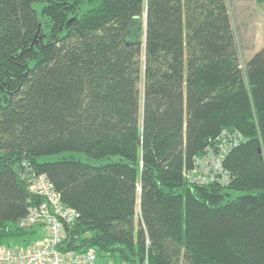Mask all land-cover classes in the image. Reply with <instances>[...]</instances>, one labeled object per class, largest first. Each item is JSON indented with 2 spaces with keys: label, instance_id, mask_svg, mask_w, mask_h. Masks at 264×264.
Here are the masks:
<instances>
[{
  "label": "trees",
  "instance_id": "16d2710c",
  "mask_svg": "<svg viewBox=\"0 0 264 264\" xmlns=\"http://www.w3.org/2000/svg\"><path fill=\"white\" fill-rule=\"evenodd\" d=\"M223 130L230 183H190ZM23 162L80 212L63 251L264 264V46L242 66L228 0H0V243L42 234Z\"/></svg>",
  "mask_w": 264,
  "mask_h": 264
},
{
  "label": "built area",
  "instance_id": "2783aa9c",
  "mask_svg": "<svg viewBox=\"0 0 264 264\" xmlns=\"http://www.w3.org/2000/svg\"><path fill=\"white\" fill-rule=\"evenodd\" d=\"M243 139L239 132L223 130L203 154L194 156L192 165L184 170L185 178L196 184H229L232 175L224 161ZM23 165L28 172L29 189L40 201L29 206L20 225L41 227L42 234L38 239L42 242L33 241L28 245L0 243V264H97L98 254L94 249L81 252L59 249L65 226L77 221L80 212L63 202L45 173H35L29 162H23ZM106 264L116 263L109 261Z\"/></svg>",
  "mask_w": 264,
  "mask_h": 264
},
{
  "label": "rangeland",
  "instance_id": "374dc122",
  "mask_svg": "<svg viewBox=\"0 0 264 264\" xmlns=\"http://www.w3.org/2000/svg\"><path fill=\"white\" fill-rule=\"evenodd\" d=\"M257 2L258 4L255 0H228L242 66H244L245 62L257 50L264 46V0H258ZM140 88H143V81L140 82ZM62 157H75L93 164H101L107 162L110 159L117 158V156L104 159L92 158L84 151L78 150L62 151L57 154L48 155L45 158L56 160ZM237 195V192L231 191V197H236ZM139 215L140 209L139 205H137L136 222L139 221ZM35 242H42V240L37 239ZM99 261L103 262V264H106L111 260L106 257H98L97 264Z\"/></svg>",
  "mask_w": 264,
  "mask_h": 264
},
{
  "label": "crops",
  "instance_id": "0c3cea01",
  "mask_svg": "<svg viewBox=\"0 0 264 264\" xmlns=\"http://www.w3.org/2000/svg\"><path fill=\"white\" fill-rule=\"evenodd\" d=\"M255 1H256V3L258 4V2H257L258 0H255ZM98 264H103V262L99 261V263H98Z\"/></svg>",
  "mask_w": 264,
  "mask_h": 264
}]
</instances>
